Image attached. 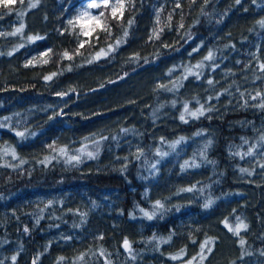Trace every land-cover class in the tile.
Listing matches in <instances>:
<instances>
[{
    "label": "trees",
    "instance_id": "16d2710c",
    "mask_svg": "<svg viewBox=\"0 0 264 264\" xmlns=\"http://www.w3.org/2000/svg\"><path fill=\"white\" fill-rule=\"evenodd\" d=\"M25 1L0 6V264H210L241 220L223 260L264 264V0H131L90 41L84 0H37L21 48Z\"/></svg>",
    "mask_w": 264,
    "mask_h": 264
},
{
    "label": "rangeland",
    "instance_id": "374dc122",
    "mask_svg": "<svg viewBox=\"0 0 264 264\" xmlns=\"http://www.w3.org/2000/svg\"><path fill=\"white\" fill-rule=\"evenodd\" d=\"M29 1V2H28ZM131 0H109V7L104 8V7H100V8H89L88 5L90 3L93 2V0H84L79 7L76 9L75 13L70 16L69 18H67L66 20V25L68 26V28L70 29V33L71 32H75L77 31L78 35H81L83 38H87L89 41L91 40L92 36L94 34H96L99 31L102 30H107L105 22H107V12L110 16L111 19H122L128 9L129 6V2ZM17 2V0H13L12 3H10L8 6L11 5H15ZM25 2H27L25 11L23 13L24 16V20H22L20 23H13L10 30L7 32L8 35L14 39L16 41V43H18V45H23V40L25 39V35H24V30H25V25L27 24V20H29V24L32 25L35 23L36 20V16L31 14L32 11L35 10V8L37 7V0H26ZM96 3H101V0H95ZM123 4V8L120 7V4ZM34 5V6H33ZM115 5L117 7V12H116V18H112V8L111 6ZM0 6H4L3 4H0ZM108 9V10H106ZM87 11L89 13L88 16H83L82 14ZM103 11L104 12V17H99L98 14ZM121 12H122V16H121ZM92 17H98L99 19V24L97 23L96 20H93ZM69 21H72V23L70 24ZM21 25H23V27L21 28ZM21 28L20 32H16V29ZM30 37H33L34 39H29ZM38 37V38H37ZM27 42H34L36 40H39V36H26ZM89 41H87V43H89ZM82 43V42H81ZM22 48V46H21ZM46 51V52H45ZM51 49H43L39 51V53L34 54V56L30 55L28 58H26V60L24 62V67L26 68H30V67H36L39 64H35L32 65L33 63H35L40 56L42 55L43 57L49 53L50 54ZM36 59H34V58ZM30 59V60H29ZM29 60V61H28ZM46 61V60H44ZM48 63V62H47ZM32 65V66H31ZM41 78L40 73L35 74L34 76H32L31 80H39ZM26 80L24 78H22L19 75V72L15 71L14 67H13V63L12 62H8L7 63V69H6V73L5 75L2 77L1 83L2 85L6 86L8 83L10 82H18V81H23ZM142 87V86H141ZM141 89H139V91H141ZM6 155L11 156L12 152L10 150H6ZM44 208H46V206H50L51 201L50 200H44ZM41 209V211H45V209ZM40 211V212H41ZM242 222L243 225L245 224V221H238L237 224H229L226 223L225 225L227 228L228 232H231L230 234L227 233L226 231L224 232L223 236H224V241L223 244L221 246L220 244V248L217 252H215V244L212 243L210 245V249L211 251H209V248H204L203 251L201 252L202 255H211V253L214 251V255H212L210 264H226L227 263V259L224 261L223 258L227 257L229 258L231 255V252L229 253L228 251L231 250L233 251L236 247H243L245 242L243 241V244L241 243V241L235 240L234 237L232 238L233 235L235 236H239V235H244L245 230L247 229V227H241L238 230V234H234L233 231H230V228L235 229L237 227L238 224H240ZM233 234V235H232ZM4 250H1L0 248V255L4 254ZM129 252V253H128ZM126 253L130 254V250L127 251ZM15 254H18V252H16ZM174 257H178L177 259H172V263L171 264H187V262L189 260L192 261V264H198L195 263V261H198L199 263H203L205 264L206 262H204L203 256H190L188 257V255L186 253H179L176 254ZM206 256H204L205 258ZM194 258V259H193ZM256 262V261H255Z\"/></svg>",
    "mask_w": 264,
    "mask_h": 264
},
{
    "label": "snow or ice",
    "instance_id": "6c2138e0",
    "mask_svg": "<svg viewBox=\"0 0 264 264\" xmlns=\"http://www.w3.org/2000/svg\"><path fill=\"white\" fill-rule=\"evenodd\" d=\"M12 2H13V0H0V4H3L4 6H8V5H9L10 3H12ZM237 2H239V0H237ZM33 6H34V5H33ZM88 7H89V8H100V7L107 8V7H109V0H101V3H96L95 0H93V2L90 3V4L88 5ZM120 7L123 8V4H122V3L120 4ZM111 8H112V18H116L117 7H116L115 5H112ZM82 15H83V16H88L89 13H88L87 11H85ZM104 15H105V14H104L103 11H101V12L98 14L99 17H104ZM121 16H122V12H121ZM92 19H93V20H96L97 23L99 24V19H98V17H92ZM69 23L71 24L72 21H69ZM129 23H131V21H129ZM22 27H23V25H21V28H22ZM21 28L16 29V32H20V31H21ZM126 34H127V33H125V35H126ZM37 38H38V37H37ZM29 39H34V38H33V37H30ZM81 46H82V45H81ZM101 51H102V53H103V50H101ZM64 55L67 56L68 53H65ZM210 55H211V54H210ZM262 67H264V65H262ZM53 75H54V74H53ZM45 79H50V77H45ZM210 83H211V81H210ZM258 95H259V94H258ZM200 114L202 115L203 112L201 111ZM191 115H192V116H196L197 113L194 112V113H191ZM180 119H181V120H184V114H183V113L181 114ZM17 135H19V136H23L24 133H17ZM89 155H91V154H89ZM72 159H77V158H76V157H73ZM189 190H190V189H189ZM157 205L162 207V205H160V202H159V201H157ZM205 207H208V205H205ZM146 215H147V214H146ZM149 218H151V217L149 216ZM226 226H227V225H226ZM241 227H246V225H243L242 222H241L240 224L237 225V227H236L235 229L230 228L229 230H230V231H233L234 234H238V230H239V228H241ZM26 231H27V229H26ZM205 243L207 244V243H209V242H205ZM241 243L243 244V241H241ZM124 246H125L126 248L128 247V242H127V241H125ZM204 247H205V245H201L202 250L204 249ZM208 250L211 251L210 248H209ZM172 258H173V259H177L178 257H172ZM13 259H15V258H13ZM193 259H194V258H193ZM187 264H192V261L189 260V261L187 262Z\"/></svg>",
    "mask_w": 264,
    "mask_h": 264
},
{
    "label": "built area",
    "instance_id": "2783aa9c",
    "mask_svg": "<svg viewBox=\"0 0 264 264\" xmlns=\"http://www.w3.org/2000/svg\"><path fill=\"white\" fill-rule=\"evenodd\" d=\"M48 58H49V54L47 53L44 57L41 55L39 59L44 63L45 62L44 60L48 61Z\"/></svg>",
    "mask_w": 264,
    "mask_h": 264
},
{
    "label": "water",
    "instance_id": "95a60500",
    "mask_svg": "<svg viewBox=\"0 0 264 264\" xmlns=\"http://www.w3.org/2000/svg\"><path fill=\"white\" fill-rule=\"evenodd\" d=\"M128 242V241H127ZM124 244H125V242L123 243V249L127 252V251H129L130 250V243L128 242V247L126 248L125 246H124Z\"/></svg>",
    "mask_w": 264,
    "mask_h": 264
},
{
    "label": "bare ground",
    "instance_id": "6f19581e",
    "mask_svg": "<svg viewBox=\"0 0 264 264\" xmlns=\"http://www.w3.org/2000/svg\"><path fill=\"white\" fill-rule=\"evenodd\" d=\"M42 51H43V50H42ZM45 52H46V51H45ZM36 55H37V54H36ZM33 58H34V57H33ZM34 59H35V58H34ZM29 60H30V59H29ZM29 60H28V61H29ZM35 60H36V59H35ZM40 62H41V61H40ZM25 63H26V62H25ZM33 64H34V63H33ZM31 66H32V65H31Z\"/></svg>",
    "mask_w": 264,
    "mask_h": 264
}]
</instances>
